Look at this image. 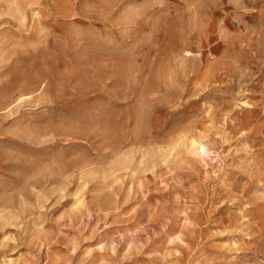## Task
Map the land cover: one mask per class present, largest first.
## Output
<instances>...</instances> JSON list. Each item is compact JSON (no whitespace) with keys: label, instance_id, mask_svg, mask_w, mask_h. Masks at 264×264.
Returning a JSON list of instances; mask_svg holds the SVG:
<instances>
[{"label":"rangeland","instance_id":"obj_1","mask_svg":"<svg viewBox=\"0 0 264 264\" xmlns=\"http://www.w3.org/2000/svg\"><path fill=\"white\" fill-rule=\"evenodd\" d=\"M0 264H264V0H0Z\"/></svg>","mask_w":264,"mask_h":264}]
</instances>
